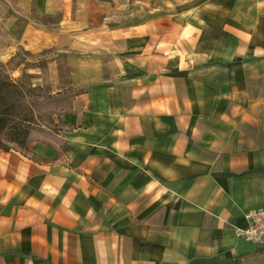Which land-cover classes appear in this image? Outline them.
Segmentation results:
<instances>
[{"label": "crops", "instance_id": "0c3cea01", "mask_svg": "<svg viewBox=\"0 0 264 264\" xmlns=\"http://www.w3.org/2000/svg\"><path fill=\"white\" fill-rule=\"evenodd\" d=\"M18 1L0 61L57 38L110 51V72L72 100L61 149L0 151V264H264V238L234 235L264 208V0H173L129 26L105 0Z\"/></svg>", "mask_w": 264, "mask_h": 264}, {"label": "rangeland", "instance_id": "374dc122", "mask_svg": "<svg viewBox=\"0 0 264 264\" xmlns=\"http://www.w3.org/2000/svg\"><path fill=\"white\" fill-rule=\"evenodd\" d=\"M105 1L108 3L107 6L110 5L113 10H110L112 17L105 22L108 26H129L144 21L148 22L156 18V9H161L159 13L170 15L173 11L180 10V4L187 3V1L175 2L173 0ZM18 3L20 2H17V0H0V37L3 40L10 41L4 23L6 24L7 21L14 17L15 11L22 10ZM184 7H187V4ZM28 17H30L32 22L52 28L54 38L61 34L56 27L61 17L60 14H30ZM173 19L174 17L170 16L160 22L167 24L172 22ZM56 39L53 40L52 47L41 51L30 52L24 50L22 46L5 50L3 53H6L7 56L3 55L6 59L0 61V67L13 79L20 80L26 85L31 84L41 88L38 91V109L40 112H53L51 115L52 123L51 121L49 122L50 119L46 116L44 117V124H47L51 129L59 128L60 132L58 136L43 135L35 130L33 136L37 140L57 145L61 149L63 132L70 126L67 122L69 120L67 115L71 114L68 111L62 112L61 110L67 107L69 98L65 96L63 99H44L41 96H44L47 92L54 94L57 91L70 90V88L83 91L85 88L98 85L101 81L93 80L92 78L96 74L104 78L107 77L110 72V66L107 61L110 58L109 56H111V52L109 51L108 54V50H100V48L81 51L71 49L68 45L60 44L57 46ZM1 54L2 49H0ZM115 55L122 56L119 53ZM120 58L125 62L124 56ZM63 121L67 125L63 124Z\"/></svg>", "mask_w": 264, "mask_h": 264}, {"label": "trees", "instance_id": "16d2710c", "mask_svg": "<svg viewBox=\"0 0 264 264\" xmlns=\"http://www.w3.org/2000/svg\"><path fill=\"white\" fill-rule=\"evenodd\" d=\"M40 90L39 86L26 85L20 80L13 79L0 67V151L16 150L26 153L32 142H43L34 138L33 132L35 130L43 135H59V128L51 129L47 124H44V117L46 116L52 123L51 115L53 112H40L38 109L37 99ZM80 93L81 91L70 88V90L57 91L54 94L47 92L41 97L44 99H63V97L68 96V105L65 109L61 108V111L73 113L72 100ZM63 124L66 122L63 121Z\"/></svg>", "mask_w": 264, "mask_h": 264}, {"label": "built area", "instance_id": "2783aa9c", "mask_svg": "<svg viewBox=\"0 0 264 264\" xmlns=\"http://www.w3.org/2000/svg\"><path fill=\"white\" fill-rule=\"evenodd\" d=\"M246 226L244 228H235L234 235L253 241L262 243L264 238V208L248 210L244 214Z\"/></svg>", "mask_w": 264, "mask_h": 264}]
</instances>
